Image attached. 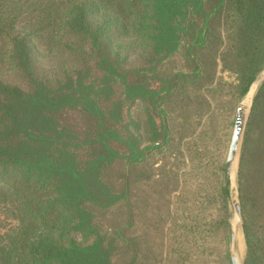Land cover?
I'll list each match as a JSON object with an SVG mask.
<instances>
[{"label": "trees", "instance_id": "obj_1", "mask_svg": "<svg viewBox=\"0 0 264 264\" xmlns=\"http://www.w3.org/2000/svg\"><path fill=\"white\" fill-rule=\"evenodd\" d=\"M263 26L264 0H0V264H116L129 239L111 213L128 218L142 161L130 104L160 93L158 139V105L208 91L218 64L242 76ZM247 127L238 190L264 264V82Z\"/></svg>", "mask_w": 264, "mask_h": 264}, {"label": "rangeland", "instance_id": "obj_2", "mask_svg": "<svg viewBox=\"0 0 264 264\" xmlns=\"http://www.w3.org/2000/svg\"><path fill=\"white\" fill-rule=\"evenodd\" d=\"M138 64L133 56L135 69ZM176 65L179 67L176 61L167 64L163 76L171 75ZM182 69L188 71L190 66ZM263 72L264 26L242 76L218 64L208 91L189 88L174 101L158 105L163 119L155 116L156 122L162 124L164 131L158 139L149 137L145 108L149 107L151 112L150 106L157 105L160 93L154 90L152 98L149 94V104L132 101V132L139 138L142 161L133 165L129 177L128 218L124 211L111 213L117 225L127 221L122 233L129 239L123 251H119L116 264H231L236 246V240L231 239V225L234 235L240 231L244 245L242 255L236 256L238 263L251 264L242 221L238 166L253 100L264 82ZM250 79L253 91L248 97L241 91ZM148 83L152 90L157 85L154 79ZM244 103L247 121L229 180L237 190L241 210L238 217L230 185L225 189L223 167L236 110ZM2 219L5 217L0 212L1 227Z\"/></svg>", "mask_w": 264, "mask_h": 264}, {"label": "water", "instance_id": "obj_3", "mask_svg": "<svg viewBox=\"0 0 264 264\" xmlns=\"http://www.w3.org/2000/svg\"><path fill=\"white\" fill-rule=\"evenodd\" d=\"M263 76H264V72H263ZM252 91H253V81H251L248 86L246 87V90L242 93H246V95L248 97H250L252 95ZM246 104H240L237 107L236 110V115L234 118V123H233V131L230 137V142H229V146H228V150H227V156L224 162V169H225V184L226 186L230 185V195L232 197V203L234 206V210L235 213L238 217L241 216V210H240V205H239V201H238V195H237V190L236 187L232 184H230V177L233 173V169H234V163L238 157V151L240 148V142L242 139V135H243V131L246 125V121H247V113H246ZM231 239H234V231H233V227L231 225ZM230 263L231 264H239L238 263V259L236 257V255H232L230 258Z\"/></svg>", "mask_w": 264, "mask_h": 264}, {"label": "bare ground", "instance_id": "obj_4", "mask_svg": "<svg viewBox=\"0 0 264 264\" xmlns=\"http://www.w3.org/2000/svg\"><path fill=\"white\" fill-rule=\"evenodd\" d=\"M238 235L236 236V233L234 235V242L236 240V246H235V255L239 258L242 255V251H243V241H242V237L240 234V231L237 232Z\"/></svg>", "mask_w": 264, "mask_h": 264}]
</instances>
